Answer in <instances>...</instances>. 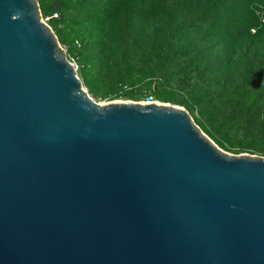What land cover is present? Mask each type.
Instances as JSON below:
<instances>
[{"label":"water","instance_id":"water-1","mask_svg":"<svg viewBox=\"0 0 264 264\" xmlns=\"http://www.w3.org/2000/svg\"><path fill=\"white\" fill-rule=\"evenodd\" d=\"M82 86L38 0H0V264H264V156Z\"/></svg>","mask_w":264,"mask_h":264},{"label":"trees","instance_id":"trees-1","mask_svg":"<svg viewBox=\"0 0 264 264\" xmlns=\"http://www.w3.org/2000/svg\"><path fill=\"white\" fill-rule=\"evenodd\" d=\"M66 56L79 67L82 85L112 76L118 90L106 95L140 101L148 96L195 111L194 102L213 85L225 99L215 114L202 112L222 146L264 152V121L244 143L237 131L264 105V0H38ZM253 29V30H252ZM224 62L210 70L214 50ZM148 60L150 78L138 85L134 65ZM228 81H231L230 83ZM228 82V83H227ZM226 83V84H225ZM214 97V96H213ZM212 97V101L213 98ZM217 98H220L218 95ZM220 103V101H219ZM221 141H220V140Z\"/></svg>","mask_w":264,"mask_h":264},{"label":"rangeland","instance_id":"rangeland-1","mask_svg":"<svg viewBox=\"0 0 264 264\" xmlns=\"http://www.w3.org/2000/svg\"><path fill=\"white\" fill-rule=\"evenodd\" d=\"M43 19H46L47 21V17H42ZM140 62L134 65V70H133V76L134 78L138 81L137 84L138 85H144L145 82L150 78V72H149V67L146 65V63L148 62V60H139ZM224 58L220 52L219 49H215L214 50V56L212 58V67L210 68V70L208 72H206L201 79H198V83L202 84L203 83V79H206L209 77L210 81L213 80L214 77V73L212 72V70L214 71V69H217L221 64H223L224 62ZM75 63V69L76 71L79 70V67L77 65V63L74 61ZM261 68L264 70V63H261ZM79 77V76H78ZM229 83L231 81H228ZM227 82V83H228ZM226 84V83H225ZM94 85V90L95 92H91L89 90L88 87H86L85 85L82 86L84 91H86V93L98 104L102 105L105 104L107 102L110 101H135V100H130V99H123V98H118V99H114V100H109L106 95H110L113 92H115L116 90H118V85L115 83V80L112 78V76H107V77H103L101 79H97L95 82H93ZM225 91H228L226 86H224ZM225 91L224 90H215V87L212 85L207 92L205 93H201L196 101L194 102V106H195V111L193 113H189L193 122L198 126V128L204 133V135L221 151L228 153V154H256V155H261L264 156V152L263 151H258L252 148H247V147H241V146H237L235 148H229L228 146H222L220 144L219 141H217L214 137H211L210 134L208 132H206L200 125L199 122H197V119L205 124L209 130L212 131L211 126L209 125L208 121L206 120V118L202 115V112H209L211 111L212 114H215L217 111V108H215L216 106L220 105L221 102H223V100L225 99L223 96L225 95ZM220 96V98H217V96ZM214 96V97H213ZM212 97L214 98L212 101ZM154 100L158 103H163L166 105H176V106H180L177 104H174L172 102H162L157 100L154 97ZM220 101V103H219ZM183 107V106H180ZM185 109V107H183ZM264 121V105H259L257 108H255V113H254V118L253 121L251 123H249L248 125H244L242 128H240L237 131V135L238 138L240 140H242V142L244 143V136H248L249 138H251L252 133L255 130V126L259 123ZM220 140V139H219ZM221 141V140H220Z\"/></svg>","mask_w":264,"mask_h":264},{"label":"built area","instance_id":"built-area-1","mask_svg":"<svg viewBox=\"0 0 264 264\" xmlns=\"http://www.w3.org/2000/svg\"><path fill=\"white\" fill-rule=\"evenodd\" d=\"M46 22V19H43ZM261 20L264 21V14L261 15ZM253 30V29H252ZM63 49L66 51L67 50V46L66 45H62ZM74 68H75V63L74 61L72 60L71 61ZM141 102H144V103H150V102H155L154 98L152 96H148L147 98L143 99V100H140Z\"/></svg>","mask_w":264,"mask_h":264}]
</instances>
